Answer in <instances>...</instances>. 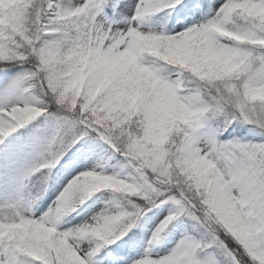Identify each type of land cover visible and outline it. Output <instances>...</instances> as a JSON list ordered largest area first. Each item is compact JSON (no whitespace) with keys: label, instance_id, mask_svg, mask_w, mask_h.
<instances>
[{"label":"snow or ice","instance_id":"6c2138e0","mask_svg":"<svg viewBox=\"0 0 264 264\" xmlns=\"http://www.w3.org/2000/svg\"><path fill=\"white\" fill-rule=\"evenodd\" d=\"M0 264H264V0H0Z\"/></svg>","mask_w":264,"mask_h":264}]
</instances>
